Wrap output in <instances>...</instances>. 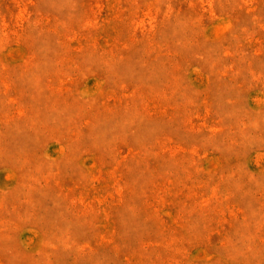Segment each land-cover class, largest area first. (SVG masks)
Returning <instances> with one entry per match:
<instances>
[{"label":"rangeland","instance_id":"374dc122","mask_svg":"<svg viewBox=\"0 0 264 264\" xmlns=\"http://www.w3.org/2000/svg\"><path fill=\"white\" fill-rule=\"evenodd\" d=\"M0 264H264V0H0Z\"/></svg>","mask_w":264,"mask_h":264}]
</instances>
